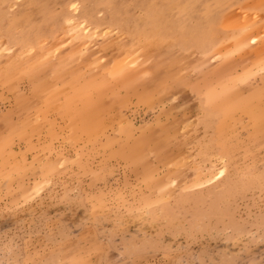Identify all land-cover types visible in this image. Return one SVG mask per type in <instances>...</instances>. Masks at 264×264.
<instances>
[{
  "label": "rangeland",
  "instance_id": "374dc122",
  "mask_svg": "<svg viewBox=\"0 0 264 264\" xmlns=\"http://www.w3.org/2000/svg\"><path fill=\"white\" fill-rule=\"evenodd\" d=\"M0 264H264V0H0Z\"/></svg>",
  "mask_w": 264,
  "mask_h": 264
}]
</instances>
